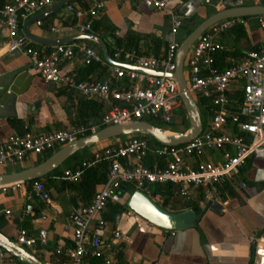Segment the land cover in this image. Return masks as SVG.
<instances>
[{"label": "built area", "instance_id": "2783aa9c", "mask_svg": "<svg viewBox=\"0 0 264 264\" xmlns=\"http://www.w3.org/2000/svg\"><path fill=\"white\" fill-rule=\"evenodd\" d=\"M58 1L7 0L2 11L8 31L7 50L27 57L45 81L73 90L87 100L102 102L101 121L92 126L76 125L46 134L36 135L29 131L13 135L0 145V166L33 163L102 127L151 119L170 126L175 124L178 114L183 113L179 84L167 76L176 70L178 41L170 42L161 57L119 47L112 52L114 60L145 70L162 71L161 77L111 66L99 51L86 43L59 45L43 52L21 32V23ZM147 1L170 16L171 34L175 37L183 26L175 8L169 6L168 0ZM82 2L65 5L74 22L54 26L51 30L90 33L94 21L103 16L106 0H92L86 6ZM215 8L217 11L228 8L226 0L219 1ZM259 22L264 30V16L259 17ZM239 23L243 24L244 20L230 19L213 26L197 41L187 61L189 90L198 99L208 101L209 120L203 133L180 146H154L151 137L131 136L98 148L75 167L66 168L61 175L67 184H77L87 170L104 163L108 166L107 180L97 190L91 204L74 208L69 213L63 231L71 234L70 239H63L51 248L47 228L42 227L32 234L26 227H19L16 241L20 246L39 257L43 256L40 251H45L46 264H52L54 254L66 257L67 264H84L89 253L102 258L105 264H113L116 255L123 252L129 236L115 230L112 237L104 241L102 233L107 222L103 215L108 205L122 203L123 186L133 185L136 190L150 192L149 187L153 185L170 184L175 187V196L188 203L193 198V190L207 189L205 198L222 202L219 192L222 182L237 176L250 159H264V44L224 69L219 68L217 61V54L230 51L219 37ZM77 52L83 55L85 66H110L112 75L102 80H80L62 66L64 61H72ZM238 94H242V101ZM212 153H222L223 159L207 160ZM150 155L158 158L152 166L148 163ZM22 184L4 186L0 190L5 194ZM29 186L26 215L34 214L36 201L45 209L62 213L42 181H33ZM5 214L11 216V211ZM9 259L10 255L0 246V264H7Z\"/></svg>", "mask_w": 264, "mask_h": 264}, {"label": "crops", "instance_id": "0c3cea01", "mask_svg": "<svg viewBox=\"0 0 264 264\" xmlns=\"http://www.w3.org/2000/svg\"><path fill=\"white\" fill-rule=\"evenodd\" d=\"M91 1L70 0V3L82 2L86 6ZM168 1L169 6L174 7L181 16L183 24L188 23L190 29L212 15L208 13L206 0ZM226 3L228 7L264 5V0H226ZM6 4L7 0H0V76L16 68L23 70L11 83L3 98V103L10 95H15L17 100L14 116L10 114L13 113L10 110H4L0 116V145L13 135H23L29 131L36 135L46 134L76 126L79 119L76 107L80 98L75 91L45 81L29 59L21 53L7 51L8 31L3 23L2 14ZM54 6L31 17H40L39 21H42L41 25L37 21L28 27L33 36L46 40H65L76 35L66 31L56 33L51 30L54 26L75 21L67 13L65 6L57 13L49 15V11ZM103 16L112 25L111 29L101 30L99 33L92 30L90 33L103 38L111 53L119 45L123 47V40L134 33L142 39L139 45L142 52L147 50V36L153 35L161 39L164 43L163 54L168 44L173 40L179 41L184 33L182 26L179 33L173 37L170 16L157 10L147 0H106ZM29 20L21 23V32L24 35ZM243 25L247 34L246 39L237 41L229 32L219 37V40L230 48V52L237 51L241 55L253 47L258 49L264 44V30L260 27L259 17H249L244 20ZM30 42L43 52H49L53 48L31 40ZM82 43L101 52L99 45L92 41L77 40L71 44ZM240 59L232 57L226 60L227 66ZM62 66L84 80L89 78L102 80L112 75L110 66H99L88 73L83 55L79 52L72 61H64ZM222 159V153H212L207 158L213 162ZM17 166L13 163L5 167L0 166V174L17 171ZM125 186L131 188V185ZM48 189L54 198L55 206L61 209L62 213H56L54 209H45L36 201L34 214L26 215L25 207L30 200L31 192V187L27 183L5 194L0 190V231L9 238L16 239L19 227H26L32 234H36L44 227L50 232L51 247H55L63 239L69 240L71 234L64 233L63 225L67 222L72 209L85 205L77 192L68 188V184L64 183L61 177L55 178L53 185ZM219 192L222 202L215 201V203L218 202L223 206V213L208 211L194 229L176 231L173 234L154 227L132 210L127 209L116 222H107L102 233L103 240H109L115 230L129 236L123 250L125 264H264V159H250L237 176L222 182ZM146 193L168 211L179 213L192 209L186 208L188 202L179 197H175L164 206L162 196H154L152 190ZM192 194L190 203H195L200 208L205 199L204 190L195 189ZM129 195L130 192L124 194L123 202H127ZM7 210L11 211V216L5 214ZM43 216L47 218L43 219ZM40 253L43 255L42 258H48L45 251ZM7 264L18 263L10 258Z\"/></svg>", "mask_w": 264, "mask_h": 264}, {"label": "water", "instance_id": "95a60500", "mask_svg": "<svg viewBox=\"0 0 264 264\" xmlns=\"http://www.w3.org/2000/svg\"><path fill=\"white\" fill-rule=\"evenodd\" d=\"M219 1L221 0H206L205 5L216 6ZM69 2L70 0H61L52 10L49 11L48 14L51 15L57 13ZM261 16H264V5H232L224 10L216 11L201 23L195 25L191 28V32L182 41H178L180 46L176 55V70L173 73H168L167 76L174 78L179 84L184 109L189 120V127L186 130L178 131L167 126L161 127L150 121H134L125 124L107 126L91 135L82 137L73 143L60 147L59 150H55V153L39 164L33 162L24 165L21 170L0 174V188L14 184L30 183L44 178L51 173L58 171L66 162L71 160L79 152L89 147L93 148L94 152L98 148L122 140L123 137L148 136L164 146H180L201 135L205 128L203 113L201 111L199 99L189 90L187 75V61L193 47L201 36L220 22L230 19ZM39 20L40 17L31 18L27 22L24 30L26 37L34 43L55 47L59 45H69L77 40L92 41L99 45L101 49V52H99L111 66L158 77L163 76V72L159 70H145L114 60L105 40L93 33L66 31L76 35L65 40H46L35 37L29 32L28 27ZM22 70L23 68H16L7 71L0 76V116H2L4 110H10L13 112L10 114H13V116L15 115L14 110L17 97L15 95H10L4 103L3 98L7 94L11 83ZM37 104H39V102ZM204 193H207V189L204 190ZM127 205L129 209L140 218L144 219L154 227L169 232L194 229L205 218L208 211L222 214L224 209L220 203H215V201L205 198L199 211L192 208L179 213H174L164 209L150 194L141 190H136L128 196ZM0 246L4 248L9 255L16 257L23 264H46L39 256L35 255L27 248L20 246L16 240L9 238L1 231Z\"/></svg>", "mask_w": 264, "mask_h": 264}, {"label": "trees", "instance_id": "16d2710c", "mask_svg": "<svg viewBox=\"0 0 264 264\" xmlns=\"http://www.w3.org/2000/svg\"><path fill=\"white\" fill-rule=\"evenodd\" d=\"M216 11H214L212 14H214ZM211 15V14H210ZM243 20H246L247 18H242ZM111 26L108 21L105 19L104 16H101L99 19L95 20L93 23V30L94 32L99 33L101 30H110ZM183 35L180 38L179 41H182L190 32V26L188 23H184L183 24ZM229 34H231L235 40L240 41L242 39H246V32H245V28L244 25L242 23H239L236 25V27H234L233 29H231L230 31H228ZM141 38L139 36H137L134 33L129 34L122 42V45H119V48H124L125 50L128 51H137L138 53H140L141 55H147V56H156V57H161L162 55V49L164 46V43L161 39L157 38L156 36H147L146 37V41H147V50L145 52H142L140 50V42H141ZM253 50H257V48L253 47L250 49V51ZM249 52V51H247ZM247 52H244L242 55L238 54V52H223V53H219L217 54V61L219 64V68L220 69H224L227 67V62L226 60L230 59V58H242L243 55ZM230 66V65H229ZM99 65H92V66H88V73L93 72L96 68H98ZM80 80H84V79H80ZM73 91V90H72ZM238 98L241 99L242 101V94H238ZM199 103L204 107V109L207 111L208 110V101L206 99H199ZM76 110L78 112L79 115V119L76 122V125H85V126H92L94 124H99L101 121V117L103 115V103L98 101V100H87L83 97H80L78 99V103H77V107ZM208 114V113H207ZM183 115L185 117V119H183V125L181 126L182 130H186L189 127V121H187V114L185 109H183ZM149 121V120H148ZM157 121V120H156ZM187 121V123H186ZM151 123H153V121H150ZM159 122V121H158ZM155 124V123H153ZM157 125V124H155ZM104 128V127H102ZM101 128V129H102ZM92 133L89 132L87 133L86 136L91 135ZM153 139V138H152ZM153 145L154 146H161L160 143H158L155 139H153ZM51 155L49 156H45V157H40L36 164L41 163L42 161L46 160L47 158H49ZM75 157V156H74ZM158 158L154 155H150L149 156V165L152 166L153 162L155 160H157ZM80 162L72 165L71 167H75L77 164H79ZM107 172H108V166L107 164H101L96 168L93 169H89L86 171L84 177L82 178V180L77 183V184H68V188H70L72 191L77 192L78 196L81 199V202H83V204L85 206H88L91 204L93 196L95 195V193L98 190V187L102 186L105 184L106 180H107ZM57 177H61V174L56 171L54 173H51L50 175L38 179L37 181H42L47 189L48 187L52 186L54 183L55 178ZM32 182L28 183L29 185ZM66 183V182H64ZM134 187V186H133ZM150 190H152V194L154 196H162L164 198V202L163 205L167 206L176 196H175V187L173 185H153L151 187H149ZM136 190V189H135ZM126 192H129V189L126 186H123L122 188V196H124V194ZM73 203L75 204L76 207H78V204L73 201ZM186 208H193L197 211L200 210V208L195 204V203H188L186 206ZM127 209H129L127 202H123L119 203V204H110L107 207L106 212L104 213V220L106 222H110V223H114L118 220L119 216L127 211ZM10 258L17 261L18 264H23L19 259H17L16 257L10 255ZM124 254L123 252L119 253L116 255V257L114 258V263L113 264H125L124 261ZM68 259L64 256H58L56 254L53 255L52 257V264H67ZM84 264H105L104 260L102 258H96L94 256H92L91 253H89L85 259V263Z\"/></svg>", "mask_w": 264, "mask_h": 264}, {"label": "rangeland", "instance_id": "374dc122", "mask_svg": "<svg viewBox=\"0 0 264 264\" xmlns=\"http://www.w3.org/2000/svg\"><path fill=\"white\" fill-rule=\"evenodd\" d=\"M208 8V13L209 14H212L214 11H215V6H208L207 7ZM201 20V19H200ZM199 20V21H200ZM200 104V103H199ZM200 107H201V111H202V113H203V120H204V124L206 125L207 124V122H208V120H209V118H208V114H207V111L204 109V107L200 104ZM183 119H185V117H184V115H183V113L180 115V113L178 114V117H177V121L175 122V124L174 125H166V124H163V123H161V122H158V121H156V120H154V119H151V120H149V121H153V123H155V124H157L158 126H167V127H169V128H173L174 130H178V131H182V129H181V126L183 125ZM187 121H189L188 119H187ZM187 121H186V123H187ZM189 123V122H188ZM123 139H127V137H123ZM58 150L60 149V147L59 148H57ZM92 152H93V148H91V147H89V148H87V149H85V150H83V151H81V152H79L75 157H73L71 160H69L68 162H66L59 170H58V172L60 173V174H62L63 173V171L66 169V168H69V167H71L72 165H74V164H76V163H78V162H81L84 158H86V157H89V156H91L92 155ZM53 153H55V151L54 152H52V153H50L49 155H52ZM49 155H47V156H49ZM18 166H17V169L18 170H21L23 167H24V165L22 164H17ZM136 190H135V188L133 187V185H131V188H129V192H130V194H132V193H134ZM145 192H147V191H145ZM13 240H16V239H13ZM51 248H54V247H51ZM41 258V260H45L44 258H42V257H40Z\"/></svg>", "mask_w": 264, "mask_h": 264}]
</instances>
